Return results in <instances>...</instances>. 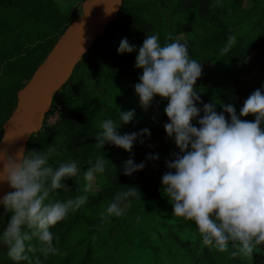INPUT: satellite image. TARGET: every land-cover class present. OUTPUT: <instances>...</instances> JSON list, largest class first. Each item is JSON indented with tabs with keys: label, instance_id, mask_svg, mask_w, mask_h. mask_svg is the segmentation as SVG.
<instances>
[{
	"label": "trees",
	"instance_id": "obj_1",
	"mask_svg": "<svg viewBox=\"0 0 264 264\" xmlns=\"http://www.w3.org/2000/svg\"><path fill=\"white\" fill-rule=\"evenodd\" d=\"M87 1L79 0V8L62 12L53 0H0V139L4 122L15 110L17 91L48 57L70 26V17L83 13ZM246 1H122L116 19L53 96L40 129L28 138L24 148L42 150L53 145L59 153L50 159L54 167L74 160L81 171L93 165L98 156L108 160L105 171L97 173L93 181L68 179L64 183L71 190L54 194L57 200L79 196L87 200L50 229L53 244L62 254L45 259L35 253L42 264H264V246L253 253V258L233 256L231 244L221 253L202 243L191 221L172 216V205L161 190V177L169 171L166 161L179 149L164 131L167 100L155 97L145 111L134 91L142 73L135 60L146 35L158 34L163 43L171 34L183 37L190 58L201 62L202 75L196 82L200 100L215 104L217 113L223 111L222 105L232 104L239 115L252 93L240 85V80L255 53L252 69L264 75V0H248L247 5ZM232 36L236 41L224 53ZM123 38L137 51L118 54ZM259 84L264 86V80ZM197 107L202 104L197 103ZM57 108L56 123L47 125L46 118ZM131 110L133 120L121 124L117 131L131 134L147 128L150 135L139 136L130 152L109 143L99 148L95 136L102 131V121L111 119L119 125V111ZM242 119L252 121L254 117ZM193 124L198 126L196 120ZM146 154H158L159 159L145 161ZM129 159L137 164L145 161L144 169L124 175ZM128 186H135L141 198H129L122 204V216L102 220L107 205ZM8 219L1 207L0 231ZM31 243L39 247L37 240ZM0 264H16L5 246H0Z\"/></svg>",
	"mask_w": 264,
	"mask_h": 264
},
{
	"label": "clouds",
	"instance_id": "obj_2",
	"mask_svg": "<svg viewBox=\"0 0 264 264\" xmlns=\"http://www.w3.org/2000/svg\"><path fill=\"white\" fill-rule=\"evenodd\" d=\"M229 41L224 53L236 37ZM133 51H137L136 46L127 38L121 39L118 54ZM135 67L142 70L134 85L142 109L146 111L155 97L167 100L164 131L179 149L166 161L169 171L161 177V190L172 205V216L191 221L205 246L224 253L231 244L233 256L253 258V253L264 246V86L247 97L239 115L232 104L222 105L223 111L217 113L215 104L203 103L196 91L201 62L190 58L187 45L171 34L163 43L158 34L146 35ZM134 114V110L119 111V125L111 119L102 121L96 145L102 148L109 143L130 152L139 136L150 135L147 128L131 134L117 131L121 124L130 123ZM248 116L254 120L242 119ZM15 137L5 136L0 143ZM58 154L53 145L42 150L20 148L11 156L0 149V184L12 189L0 196V206L9 216L0 231V246L7 248L8 257L16 264H42L34 255L37 252L45 259L62 254L53 244L50 229L77 211L87 197L57 200L54 194L71 190L65 180L83 178L91 182L97 173L105 171V156H98L93 165L81 171L74 160L54 167L50 159ZM158 159V154L145 157V161ZM145 161L137 164L127 160L124 175L143 170ZM134 197L141 198L135 186L118 192L101 213L102 220L122 216V204ZM33 239L38 241V248L31 243Z\"/></svg>",
	"mask_w": 264,
	"mask_h": 264
},
{
	"label": "water",
	"instance_id": "obj_3",
	"mask_svg": "<svg viewBox=\"0 0 264 264\" xmlns=\"http://www.w3.org/2000/svg\"><path fill=\"white\" fill-rule=\"evenodd\" d=\"M122 1L89 0L84 4L83 14L77 26L63 35L26 88L19 92L15 110L3 126L1 140L5 136L16 137L11 142L0 143V149L11 156L15 155L18 149L25 148L28 138L40 129L53 96L67 82L73 68L96 40L104 35L107 26L116 19ZM105 10L112 12L107 14ZM9 191L12 189L7 184H0V196Z\"/></svg>",
	"mask_w": 264,
	"mask_h": 264
},
{
	"label": "rangeland",
	"instance_id": "obj_4",
	"mask_svg": "<svg viewBox=\"0 0 264 264\" xmlns=\"http://www.w3.org/2000/svg\"><path fill=\"white\" fill-rule=\"evenodd\" d=\"M55 3H57V5L61 8L62 12H67L69 8L75 9V8H79L80 6V2L79 0H53ZM248 4V0L246 1V5ZM83 14V13H82ZM82 14L80 12L76 13L74 16L70 17L69 20V24L70 26L68 27V29L65 31V33L69 30L72 29L73 27L77 26ZM64 33V34H65ZM63 34V35H64ZM63 37V36H62ZM61 37V38H62ZM60 38V40H61ZM59 40V41H60ZM179 40L184 43V38L180 37ZM59 41L57 42V44L59 43ZM57 44L53 47V49L51 50V52L49 53L48 57L51 55V53L53 52V50L55 49V47L57 46ZM48 57L39 65L38 69L44 64V62L48 59ZM257 59V54L255 53L249 60L248 64H247V73L241 78L240 80V85L243 88H249L252 92L256 89L261 88L259 81L264 80V75L253 71L252 66L255 63ZM37 69V70H38ZM33 77V76H32ZM31 80V79H30ZM29 83V82H28ZM28 83H25L26 85L22 88L19 89L17 91V98H18V94L20 91H22L24 88H26V86L28 85ZM17 103V102H16ZM54 111V110H53ZM9 120V119H8ZM7 120V121H8ZM6 121V122H7ZM6 122H4L3 126L6 124ZM43 122V121H42ZM42 124V123H41ZM41 127V126H40ZM2 136H3V128H2ZM1 136V138H2ZM1 140V139H0Z\"/></svg>",
	"mask_w": 264,
	"mask_h": 264
},
{
	"label": "built area",
	"instance_id": "obj_5",
	"mask_svg": "<svg viewBox=\"0 0 264 264\" xmlns=\"http://www.w3.org/2000/svg\"><path fill=\"white\" fill-rule=\"evenodd\" d=\"M58 112H59V108H57V110H54L52 114H50L46 120L45 123L47 125H53L56 123L57 119H58Z\"/></svg>",
	"mask_w": 264,
	"mask_h": 264
}]
</instances>
